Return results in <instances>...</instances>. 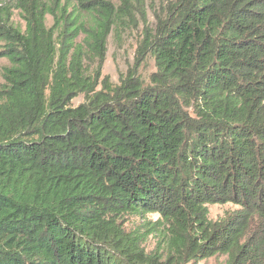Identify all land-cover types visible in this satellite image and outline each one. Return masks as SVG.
<instances>
[{
    "label": "trees",
    "instance_id": "16d2710c",
    "mask_svg": "<svg viewBox=\"0 0 264 264\" xmlns=\"http://www.w3.org/2000/svg\"><path fill=\"white\" fill-rule=\"evenodd\" d=\"M164 1L153 27L145 0L0 5V264H264V0ZM139 23L155 70L114 83Z\"/></svg>",
    "mask_w": 264,
    "mask_h": 264
},
{
    "label": "rangeland",
    "instance_id": "374dc122",
    "mask_svg": "<svg viewBox=\"0 0 264 264\" xmlns=\"http://www.w3.org/2000/svg\"><path fill=\"white\" fill-rule=\"evenodd\" d=\"M12 2L13 0H0V5H11ZM164 4V0H145V5L147 7L146 22L148 23L149 27H153L154 24L153 12H161L162 6H164ZM13 20L15 23L23 25V22L20 20L17 11L15 10L13 11ZM48 24H51V19L49 17ZM144 28L145 27L139 23L137 26H130L126 30L109 35L107 39V51L102 67V74L108 75L112 82H117L118 74L120 72L125 73L130 67H137L139 74L146 81L148 80V76L151 74V72L155 70L154 59L149 54H147L142 61H136V51L142 38ZM7 64V60L3 57H0V85L3 83L1 67ZM83 101V94H79L72 99L71 104L76 106ZM232 208H234V206L229 203L208 205V218L215 220L221 217L226 210ZM144 218L154 222L157 219V215L147 214ZM122 223L126 232L132 231L139 233L144 231L143 225H141L143 223L141 218L127 216L123 219ZM157 241L158 236H148L146 242L144 243L146 250L155 248ZM224 261V255H214L185 264H224Z\"/></svg>",
    "mask_w": 264,
    "mask_h": 264
}]
</instances>
